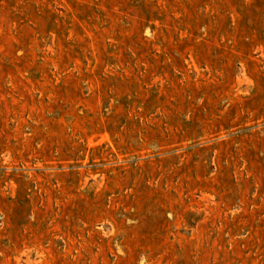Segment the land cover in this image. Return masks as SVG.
<instances>
[{"label": "rangeland", "instance_id": "obj_1", "mask_svg": "<svg viewBox=\"0 0 264 264\" xmlns=\"http://www.w3.org/2000/svg\"><path fill=\"white\" fill-rule=\"evenodd\" d=\"M0 264H264V0H0Z\"/></svg>", "mask_w": 264, "mask_h": 264}]
</instances>
